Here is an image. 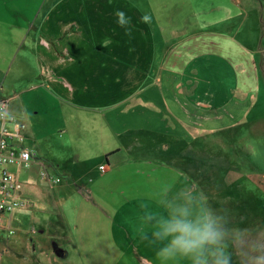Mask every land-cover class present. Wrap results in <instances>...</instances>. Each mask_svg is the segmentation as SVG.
<instances>
[{
  "label": "crops",
  "instance_id": "obj_1",
  "mask_svg": "<svg viewBox=\"0 0 264 264\" xmlns=\"http://www.w3.org/2000/svg\"><path fill=\"white\" fill-rule=\"evenodd\" d=\"M125 1L53 0L45 12L23 10L0 16V92L12 90L11 96L21 97L31 89L28 85L38 83L36 93L47 90L75 112L100 115L102 129L119 140L118 146L103 147L108 171H115L121 164L118 156L125 148L134 155L137 171L140 169L137 149L141 148L139 155H143L147 144L145 140H132L135 133L146 132L155 138L164 134L177 141L176 136L187 139L183 131L177 132L179 129L210 135L240 126L262 90L254 52L261 33L257 14L250 12L243 19L240 11L236 13L228 6L224 14L207 12V20L202 18L203 24L200 21L197 26L187 19L175 27L151 28L145 12L122 9ZM118 13H123V22ZM130 17L137 18L132 25L124 24ZM196 17L193 15V19ZM228 17L233 22L225 24ZM6 80L14 83L9 89ZM8 114L16 118L15 123L7 124L11 132L24 126L23 139L16 149H28L33 144L39 147L35 142L25 143L27 127L9 110ZM176 145L171 142L163 147L176 152ZM39 148L45 153V148ZM33 154L30 168L9 167L23 185L17 196L24 198L26 205L0 223L1 236L11 230L15 235L28 230V217L32 221L47 218L43 225L56 226L64 237L66 230L80 232L77 221L76 225L72 223L77 208H67L65 203L60 207V203L69 200L71 191L80 200L79 194L84 193L88 205L93 193L103 190L98 182L108 176L107 168L105 172L99 169L98 180L90 181L83 169L62 165L60 176L49 170L37 153ZM43 172L61 181L55 183L43 177ZM113 204L124 220L127 210L120 209V203ZM106 206L113 208L112 203ZM32 232L37 234L34 228ZM86 234L91 232L86 230Z\"/></svg>",
  "mask_w": 264,
  "mask_h": 264
},
{
  "label": "rangeland",
  "instance_id": "obj_2",
  "mask_svg": "<svg viewBox=\"0 0 264 264\" xmlns=\"http://www.w3.org/2000/svg\"><path fill=\"white\" fill-rule=\"evenodd\" d=\"M52 2L0 0V16L23 10L45 12ZM124 3L122 9L145 12L151 28L175 27L187 19L197 26L200 21L203 24L202 18L207 20V12H228L229 7L236 9V13L240 11L243 19L250 12L257 14L261 33L254 52L262 90L238 127L210 135L177 131H183L192 143L179 136L174 141L173 136L164 134L155 138L146 132L135 133L132 140H145L147 144L143 155H139L141 148L137 149L141 159L138 171L134 155L126 148L118 156L121 164L115 171L113 168L108 171L103 147L118 146L119 140L102 129L100 115L83 110L75 112L47 90L36 93L38 83L28 85L31 89L21 97L11 96L12 90L6 94L0 92V98L8 101L10 113L27 127L25 143L35 142L45 148L43 153L35 144L27 147L42 158L49 170L61 176L63 171L60 172L59 166L75 165L89 173L90 181L98 180L100 163L109 172L103 182H98L103 190L93 193L88 205L83 200L84 193L79 194L82 201L78 196L73 197L71 191L67 194L69 200L60 203V207L65 203L67 208H77L72 223L76 225L77 221L80 232L66 230L68 234L64 237L56 226L43 225L47 218L32 221L28 217L25 219L28 230L16 235L14 230L0 234V264H191L183 257L167 262L158 258L162 245L154 240L153 232L161 218H170L181 207L188 208L189 219H194L205 207L201 193L207 198L206 206L225 218L230 264H264V0H127ZM113 8L117 9L115 5ZM193 15L197 17L193 19ZM136 18H127L124 24L132 25ZM231 20L228 17L224 22L229 24ZM5 84L9 89L14 83L6 80ZM171 142L177 144L176 152L163 147ZM130 146L128 143L127 147ZM199 150L201 153L196 154ZM44 154L51 158L41 157ZM18 184L20 192L23 185ZM23 202L25 207L24 198ZM108 203L113 208L106 206ZM113 203H120V209L127 210L124 220ZM33 228L37 234L32 232ZM86 230L91 234L87 235ZM151 254L155 255L149 258Z\"/></svg>",
  "mask_w": 264,
  "mask_h": 264
},
{
  "label": "clouds",
  "instance_id": "obj_3",
  "mask_svg": "<svg viewBox=\"0 0 264 264\" xmlns=\"http://www.w3.org/2000/svg\"><path fill=\"white\" fill-rule=\"evenodd\" d=\"M123 22V13H118ZM205 207H202L194 219H189L190 211L186 207L176 209L170 218H161L153 232L154 240L161 243L157 252L162 261H171L183 257L191 264H230V255L226 251L229 229L225 227V218L207 207V198L201 193Z\"/></svg>",
  "mask_w": 264,
  "mask_h": 264
},
{
  "label": "built area",
  "instance_id": "obj_4",
  "mask_svg": "<svg viewBox=\"0 0 264 264\" xmlns=\"http://www.w3.org/2000/svg\"><path fill=\"white\" fill-rule=\"evenodd\" d=\"M15 121L16 119L8 114L7 102L0 98V122L3 123V125H0V221H2L5 213L12 212L23 204L20 199L16 198L20 185L7 167L17 164L28 169L34 157V154L29 150L24 149L20 155H17L13 149L16 135L10 131L7 124ZM17 134H20V132ZM100 169L104 170L105 167L101 166ZM42 176L55 183L60 181L59 179L53 180L46 172H43Z\"/></svg>",
  "mask_w": 264,
  "mask_h": 264
},
{
  "label": "trees",
  "instance_id": "obj_5",
  "mask_svg": "<svg viewBox=\"0 0 264 264\" xmlns=\"http://www.w3.org/2000/svg\"><path fill=\"white\" fill-rule=\"evenodd\" d=\"M4 100V99H3ZM6 102H7V104H8V101L7 100H5ZM8 110H9V107H8ZM11 117H14V116H11ZM15 118V117H14ZM16 119V118H15ZM16 122V121H15ZM15 122H13V123H15ZM24 128V126H21L20 125V127H18V130H17V132H20V134H17V132L15 133V132H13L16 136H15V140H14V142H13V149L16 151V154L17 155H20V153H21V151L22 150H28V149H26V148H24V147H21L19 150L18 149H16V146H17V144L19 143V141H21L22 139H23V136H22V134H21V129L22 128ZM16 142V143H15ZM31 153H33V151H31V150H29ZM34 158L35 157H33V160H34ZM33 160H32V162H33ZM32 162H31V164H32ZM14 165H17V164H14ZM17 166H20V167H23V166H21V165H17ZM101 166H104L105 167V165H101ZM100 166V167H101ZM9 167H10V165L7 167L8 168V170H9ZM24 168V167H23ZM100 169V168H99ZM101 170V169H100ZM10 171V170H9ZM102 172H105L106 171V167H105V169L104 170H101ZM11 173V172H10ZM13 176H14V174L13 173H11ZM14 178L16 179V177L14 176ZM50 178H52L53 180L54 179H59L60 181H61V178L60 177H58V178H53V177H51L50 176ZM17 180V179H16ZM59 181V182H60ZM17 182H19L18 180H17ZM59 182H56V183H59ZM18 194V193H17ZM17 199H20L21 201H22V206H19L17 209H15L14 211H12V212H9V213H5L4 215H3V218H2V221H0V223H2L3 221H5V218L6 217H8L9 215H11L13 212H15L16 210H18V209H20V208H22L23 206H24V202H23V199L22 198H19V196H17L16 197Z\"/></svg>",
  "mask_w": 264,
  "mask_h": 264
}]
</instances>
